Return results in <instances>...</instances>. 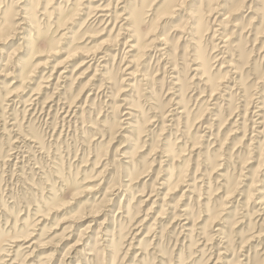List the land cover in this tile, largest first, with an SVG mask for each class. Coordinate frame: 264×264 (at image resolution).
Instances as JSON below:
<instances>
[{
    "label": "rangeland",
    "instance_id": "1",
    "mask_svg": "<svg viewBox=\"0 0 264 264\" xmlns=\"http://www.w3.org/2000/svg\"><path fill=\"white\" fill-rule=\"evenodd\" d=\"M0 264H264V0H0Z\"/></svg>",
    "mask_w": 264,
    "mask_h": 264
}]
</instances>
